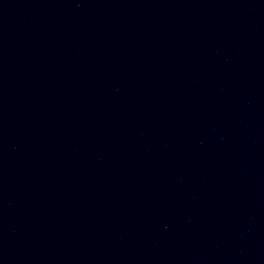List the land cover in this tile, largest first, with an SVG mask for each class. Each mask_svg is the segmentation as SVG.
I'll return each mask as SVG.
<instances>
[{"label":"water","instance_id":"obj_1","mask_svg":"<svg viewBox=\"0 0 264 264\" xmlns=\"http://www.w3.org/2000/svg\"><path fill=\"white\" fill-rule=\"evenodd\" d=\"M0 264H264V0H0Z\"/></svg>","mask_w":264,"mask_h":264}]
</instances>
